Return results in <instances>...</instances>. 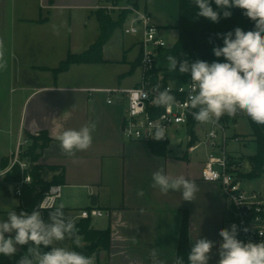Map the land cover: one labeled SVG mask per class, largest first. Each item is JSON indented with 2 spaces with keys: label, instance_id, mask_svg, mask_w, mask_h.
I'll return each mask as SVG.
<instances>
[{
  "label": "crops",
  "instance_id": "crops-1",
  "mask_svg": "<svg viewBox=\"0 0 264 264\" xmlns=\"http://www.w3.org/2000/svg\"><path fill=\"white\" fill-rule=\"evenodd\" d=\"M107 1L40 0L37 14L14 13L11 0L3 1L8 10L0 22L9 54L0 71V172L7 168L3 160L10 164L18 149L32 143L31 135L45 131L52 139L39 162L65 168L64 183L56 184L61 186L59 205L63 203L65 215L74 217L89 207L93 196L97 206L109 211L101 220L91 218L92 227L111 229L110 248L93 256L95 264H174L185 211L191 245L198 238L213 241L208 264H218L219 231L230 229V210L221 185L202 178L205 153H187L185 145L173 141L168 153L160 155L149 143L123 133L126 93L141 79L139 64L131 69L141 58L139 36L119 27L104 46L105 61L73 63L57 75L52 70L70 52H82L97 40V5ZM173 4L171 10L140 2L139 7L148 10L156 24H164L166 33L165 26L178 25L174 14L180 18V0ZM6 81L12 84L9 93ZM90 121L97 125L92 147L75 157L64 155L56 137ZM232 151L244 155L234 146ZM161 168L193 180L199 188L195 201L153 188L152 173ZM58 172L45 171L43 177L50 180ZM57 246L71 247V242Z\"/></svg>",
  "mask_w": 264,
  "mask_h": 264
},
{
  "label": "clouds",
  "instance_id": "clouds-1",
  "mask_svg": "<svg viewBox=\"0 0 264 264\" xmlns=\"http://www.w3.org/2000/svg\"><path fill=\"white\" fill-rule=\"evenodd\" d=\"M218 10H214L212 3ZM198 9L197 17H204L213 23L223 18H230L231 9L243 10V15L254 22L252 30L245 31L236 27L233 31L219 33L223 46H215L212 51L216 58L225 62L203 60L179 61L169 55L168 68L172 72L190 74L191 83L184 107L191 111L193 118L204 124H216L227 115L234 118L246 114L254 123L264 125V0H192ZM6 66L3 53L0 52V69ZM148 93H142L147 99ZM151 103L155 106L171 108L176 103L171 89L156 90ZM95 122H88L79 129H66L56 139L62 153L75 157L77 152H85L92 147ZM151 138L162 141L168 138L164 126H156ZM153 188L162 194L169 191L180 192L182 200L195 201L199 191L197 184L184 175L173 176L163 168L152 173ZM58 189L40 202V209H50L49 222L42 219L40 211L19 213L13 208L7 212L6 219L0 217V255L15 256L18 246H27V254L20 257L17 264H95L92 256L83 254L74 248L57 246L66 240H72L79 246L80 237L76 221L65 215L63 203L56 206L59 198ZM143 195L142 192L138 193ZM243 231L247 232L245 228ZM264 236V233L260 234ZM219 236L218 264H264V241L260 243L243 242L237 238V225L230 229H221ZM214 242L198 238L192 243L188 253V264H208ZM50 248L48 251L43 249ZM174 264H184L181 257H176Z\"/></svg>",
  "mask_w": 264,
  "mask_h": 264
},
{
  "label": "built area",
  "instance_id": "built-area-1",
  "mask_svg": "<svg viewBox=\"0 0 264 264\" xmlns=\"http://www.w3.org/2000/svg\"><path fill=\"white\" fill-rule=\"evenodd\" d=\"M105 8L108 12L125 9L128 10L123 24L125 34L139 36L141 44V58L139 68L141 79L126 93L127 107L123 117V133L127 139L139 140L147 143L163 142L168 146L176 141L185 145L187 153L196 154L204 152L206 159L202 166L201 175L206 181L218 182L221 185L225 198L229 204V224L237 225V238L245 243H260L264 241V186L257 188L251 184V178L247 175L252 170L249 159L232 151V143H239L241 135L235 131L237 126V115L230 118L227 115L221 117L216 124H204L196 121L191 111L184 107L190 90L191 78H186L180 83L175 80L166 82L161 72L156 68L159 66L161 51L170 47L165 37V28L156 24L152 14L139 6L128 4L125 1L109 0L97 5ZM171 89L176 103L171 108L155 106L151 103L156 95V90ZM142 93H148L147 99H143ZM112 101V99H109ZM162 125L166 128L168 138L157 141L151 138L156 126ZM21 149H18L14 158L0 175L6 174L14 164L19 163L23 170L29 169L31 162L20 158ZM264 175V171L262 172ZM261 174V175H262ZM260 175V176H261ZM32 176L27 173L20 181L14 183V191L21 194L22 186L30 183ZM58 189L61 195V186L52 185L45 192V199L53 188ZM92 192V191H91ZM40 201V202H41ZM35 206L36 211L41 212L42 219L49 222L50 209H40L39 204ZM56 203V201H55ZM109 211L97 205L82 208L73 217L93 218L108 214ZM247 228L245 232L243 229Z\"/></svg>",
  "mask_w": 264,
  "mask_h": 264
},
{
  "label": "trees",
  "instance_id": "trees-1",
  "mask_svg": "<svg viewBox=\"0 0 264 264\" xmlns=\"http://www.w3.org/2000/svg\"><path fill=\"white\" fill-rule=\"evenodd\" d=\"M125 1L128 4L139 6V0H113ZM214 10L215 3H212ZM198 9L192 3V0H180V18L178 27L180 34L177 41L170 47L163 48L161 51L160 63L156 68L161 72L166 82L175 80L177 83L182 82L186 78H191L190 74H180L178 71L172 72L168 68L167 57L174 55L179 61L187 59L189 62L196 60H203L209 63L213 61L225 62L224 58H216L213 54V47L223 46V40L217 37L219 33H226L233 31L236 27H240L245 31L254 28V22L243 15V10L238 8L231 9L232 15L230 18H223L221 11V19L218 23H213L204 17H197ZM98 20L100 22L101 33L97 40L90 45L86 50L73 53L70 52L66 59L60 64L52 68L55 75L61 71H66L73 63H93L103 62L104 59V46L111 38L114 31L123 27L128 10L121 11L117 18H114L110 12L105 8H98L96 11ZM140 61V60H139ZM135 62L131 69H134L139 64ZM250 125L252 132L250 133L251 140H254L257 145L255 153L250 155H243V157L250 160L252 170L247 173L250 177H258L264 171V125L254 123L250 118ZM32 143L20 152L21 159H28L31 162L29 169L23 170L19 163L6 172L3 178V185L9 183H16L20 181L27 173L32 176L30 183H25L22 186L20 199L21 204L18 208L20 211H27L29 214L35 210V206L42 200L45 192L52 185L62 184L65 181V168L60 165H44L39 162L44 148L50 143L51 137L47 132L41 131L37 135H31ZM152 151L156 154L166 155L168 153L167 144L163 142L150 143ZM9 165L8 160H3L2 167L5 168ZM45 171H59L54 174L50 180L43 177ZM78 235L80 237L79 246L70 240L71 248L81 251L88 256H94L99 251L105 249L109 250L111 242V229H97L91 226V218H84L76 223ZM84 241V242H83ZM188 225V212L185 211L183 216L178 254L184 264H188V253L191 249ZM44 251L50 250L49 248L43 249ZM27 254V246H18L17 252L13 257L0 255V264H17L21 256Z\"/></svg>",
  "mask_w": 264,
  "mask_h": 264
},
{
  "label": "rangeland",
  "instance_id": "rangeland-1",
  "mask_svg": "<svg viewBox=\"0 0 264 264\" xmlns=\"http://www.w3.org/2000/svg\"><path fill=\"white\" fill-rule=\"evenodd\" d=\"M4 0H1L0 4V16L1 19L3 17V14H7V6L3 4ZM140 5L144 6L148 4L149 6L154 5L160 7L159 10H171L173 9V0H139ZM12 5V11L14 13L18 14H37L39 8H40V0H11ZM10 7V8H11ZM112 16L118 15L119 12L113 11ZM156 17V14H154ZM174 21H179L178 14H174ZM161 27H164V24L160 25ZM167 29L165 37L167 38L168 42L170 45H173L180 34V29L178 25L173 26V25H168L165 26ZM121 28V27H120ZM5 29V28H4ZM0 52L3 53L4 60L6 61L5 58H7V55L9 54V47L7 44L6 40V35L3 30V25L0 22ZM0 71L3 72V69H0ZM2 76V73H1ZM7 82V81H6ZM7 91L8 93L10 92V88L12 87V84L10 82H7ZM237 132L241 135L242 140L239 143H232V146L238 148L239 152L244 154V155H250L256 152L257 150V145L254 140H251L250 133L252 132V128L250 125L249 117L246 114H240L237 118V126H235ZM240 144H242L240 146ZM26 147H22L21 151L25 149ZM203 153L204 152H200ZM251 184L254 185L257 188H260L264 186V175L262 174L261 176L251 178L250 180ZM62 198L58 199V204L61 202ZM21 204V199L20 196L17 195L14 191V185L12 183H9L7 185H1L0 187V217H4L6 219V214L8 211H10L12 208L16 211ZM101 218L104 217H98V220H101Z\"/></svg>",
  "mask_w": 264,
  "mask_h": 264
},
{
  "label": "water",
  "instance_id": "water-1",
  "mask_svg": "<svg viewBox=\"0 0 264 264\" xmlns=\"http://www.w3.org/2000/svg\"><path fill=\"white\" fill-rule=\"evenodd\" d=\"M91 205H97V197L93 196L91 199Z\"/></svg>",
  "mask_w": 264,
  "mask_h": 264
}]
</instances>
